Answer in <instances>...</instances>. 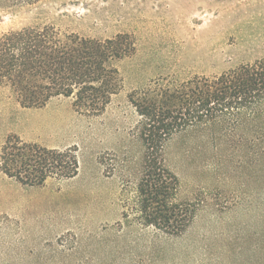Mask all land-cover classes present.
I'll list each match as a JSON object with an SVG mask.
<instances>
[{
	"label": "rangeland",
	"instance_id": "obj_1",
	"mask_svg": "<svg viewBox=\"0 0 264 264\" xmlns=\"http://www.w3.org/2000/svg\"><path fill=\"white\" fill-rule=\"evenodd\" d=\"M29 3L0 8V36L46 26L98 40L128 34L134 50L117 62L123 88L98 117L63 97L24 111L0 87V152L15 135L75 148L80 162L76 178L39 188L0 172V264H264V188L253 149L236 134L169 140L163 160L180 181L176 203L195 216L177 237L142 224L141 117L129 101L132 92L263 60L264 0Z\"/></svg>",
	"mask_w": 264,
	"mask_h": 264
},
{
	"label": "trees",
	"instance_id": "obj_2",
	"mask_svg": "<svg viewBox=\"0 0 264 264\" xmlns=\"http://www.w3.org/2000/svg\"><path fill=\"white\" fill-rule=\"evenodd\" d=\"M39 1L0 0V8ZM133 50L128 34L98 40L51 26L8 32L0 36V87L9 88L24 111L63 97L73 100L77 113L98 117L123 88L117 62ZM129 101L141 117L144 164L138 193L144 226L177 237L194 219L193 211L176 203L180 181L163 160L167 142L179 134L204 130L220 139L221 133L236 134L242 146L253 149L264 188V59L219 77L195 76L132 92ZM79 171L75 148L47 149L15 135L1 147L0 172L22 186L72 180Z\"/></svg>",
	"mask_w": 264,
	"mask_h": 264
}]
</instances>
